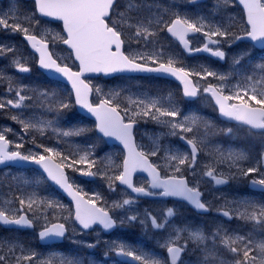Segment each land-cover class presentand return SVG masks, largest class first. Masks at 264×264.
<instances>
[{
	"label": "snow or ice",
	"instance_id": "6c2138e0",
	"mask_svg": "<svg viewBox=\"0 0 264 264\" xmlns=\"http://www.w3.org/2000/svg\"><path fill=\"white\" fill-rule=\"evenodd\" d=\"M195 2V0H190ZM229 0H217V7L226 6ZM118 0H34L35 12L32 16H24L15 13L12 9L8 12H0V28L11 30L12 33H21L31 47L39 53V66L46 70H54L56 73L66 77L72 85L75 92V104L87 109L92 116L95 117L96 128L105 137H115L123 143L127 149V155L123 159L122 170L118 173L109 175L108 172L92 171L96 165L94 159H90L92 153L89 150H84L83 154H64L56 147L38 145L42 147L41 153L22 154L20 151H9L8 145L11 143L3 132H0V164L5 162L15 161H31L38 165L48 180L54 182L68 191L69 195L73 196L76 201V210L74 215L75 222L81 226L82 230L91 229L94 225H101L103 229H112L116 226L117 221L120 224L126 221L139 222L142 226L150 224L152 228H164L170 221L169 218L175 215L174 209H167L163 222L148 212L141 219L137 214L128 215L127 209L123 217L114 218L109 211L102 207H97L94 200H84L79 195V190L73 192V184L69 182V177L65 173V168H71L73 171H79L80 175L92 177L100 175L109 181L111 190H115L114 182L119 181L121 185L131 189L132 193L138 195H159L164 197H180L186 200L195 209L207 211V206L201 200V192L195 186H190L187 177L182 175L183 169L186 167L191 170L195 176L196 158L200 151V145L203 140L198 138L199 127L202 124L205 130L211 128L208 122L202 121L198 116L180 117V112L175 107L169 105L165 107L158 98H145L132 100L130 104H126L121 108L118 99L121 96V91L115 90L109 93L108 98L100 99L99 103L93 104L89 102L88 96L92 92L83 79L84 73H116V72H155L170 74L176 77L183 84V94L186 97H196L200 89L193 85L189 77L191 72L186 71L183 67H177L178 61L169 56L167 60L163 59V49L158 52H134L126 53L124 45L123 29L127 27L130 32L129 39L137 44L144 42V47L150 44H155L156 37L160 32L166 31L172 37H175L181 44L185 46L189 53L204 51L210 53L213 57L220 60L226 59V52L223 50V44H229L231 40H240L244 37L250 38L252 41L264 42V0H239L243 5L246 13L247 28L244 31V37L231 32L230 27L222 25L206 24L204 18L200 17L193 20L187 16H182L179 12L173 13L172 17L165 20L162 15H159V8L154 5L142 3L140 0H129L124 12L116 13ZM147 12V15L143 14ZM38 13L42 17L53 18L62 21L63 35L58 39L71 49V54L74 55L76 61L79 62V70L73 71L67 64H61L57 58H54L53 53L49 50V41L46 37L38 36L34 32V28L39 25V20L34 21L35 14ZM118 15V19H113V15ZM34 21V23H33ZM189 33H201L206 38V43L201 47L192 48L188 40ZM214 45L216 47H210ZM264 46V43H262ZM12 54L11 66L19 73H28L31 68L27 63L16 55V50L13 47L0 46V56ZM243 56L234 58V66H239ZM155 65V66H150ZM261 71H264V64L257 66ZM196 75H201L196 73ZM215 77L221 81L227 80L229 77L226 74H219L212 70H205L202 78ZM4 73L0 72V79H4ZM9 80V92H15V99L0 100V109L11 107L12 109L27 108L25 101L36 100L37 105L41 108H47L53 112L58 119L64 110L69 109L72 105L70 101L63 99L55 100V94H52L53 99L49 98L47 91L39 93L38 96L27 95L25 86L13 88L11 77ZM248 81L252 80L251 76L247 77ZM35 91V90H33ZM99 93L101 90L96 89ZM243 91V96L240 92ZM203 92L209 93L218 106L219 113L230 120L237 121L242 125L249 126L250 129L259 130V134L264 136V92L259 93L261 98H257L256 88H252L253 94L248 96L247 89H239L234 95H224L223 85L220 87L214 86L211 83L203 88ZM248 96V100L244 99ZM236 103H229L230 101ZM43 101H47L44 103ZM249 101H255L253 106ZM123 113V114H122ZM127 117V122H126ZM139 118H149L159 125L168 129L166 135L179 136L181 140L190 146V153L174 152L171 149L163 150L159 144V137L153 141V147L145 152L137 150L133 142V128L138 123ZM170 118V119H165ZM11 119L20 123L25 132L29 130L38 132L40 135H45L49 128L52 129L58 137L79 136L85 130L82 128L73 130H60L54 126L53 120L25 119L21 114L11 116ZM232 129H228L230 134ZM194 133L189 138L186 134ZM207 134V131L205 132ZM35 143V140H33ZM16 147L22 148V144H17ZM91 147V146H90ZM161 151H164L163 160L167 167L173 170V174L162 177L159 165L149 161V156H160ZM218 151H220L218 149ZM264 156V154H262ZM222 159L230 161V167L237 165L239 161L247 160V156L242 152L229 151L226 155L221 152ZM59 158L61 163L54 161ZM76 165H87V168H76ZM137 170H142L148 173L150 185L148 188L144 186H136L133 183V173ZM238 174L245 177L252 173H261V178L252 180V184L264 187V172L259 167H247L246 169L238 168ZM208 177H212L217 185L225 184L228 181L223 178H218L214 174V170H209L205 173ZM151 189H159V192H152ZM21 210L26 204L25 199L18 198ZM41 204L52 207L53 202L41 201ZM135 203V198H124L122 201L113 202V209L125 208ZM36 200L29 198L27 201V209L33 211V205ZM59 206V205H57ZM239 208L243 211L236 213V218L254 222L261 227H264V205L257 206L248 201L239 202ZM39 208L33 211V218L27 215L13 214L0 210V223L4 225H17L33 227L34 219H39L37 215ZM222 215L233 218L232 213L228 210L222 211ZM47 220V217H44ZM68 231L65 223H54L51 226L45 224L38 233L40 240H47L53 237H64ZM186 233V235H182ZM223 233V234H222ZM211 242L215 245L217 242L225 247L233 254L234 264H264V241L255 244L257 255H251L253 251V241L248 236L229 235L227 231L218 227L214 232L206 235L203 231L194 228H183L176 230L161 247L165 248L168 258L161 260L158 258H148L137 254L136 251L129 250L123 243L115 246L116 254L126 257H131L135 261H140L141 264H182L181 256L186 251L189 244L197 249H202L205 252L203 264H214L211 258V251L208 244ZM94 247V245H88ZM20 248L21 255L16 256V248ZM8 252L12 256L0 255V264H36L38 260L37 253L34 251L26 252L22 246H12L8 248ZM41 264H50V262H41ZM61 264H80L76 259H63Z\"/></svg>",
	"mask_w": 264,
	"mask_h": 264
},
{
	"label": "rangeland",
	"instance_id": "374dc122",
	"mask_svg": "<svg viewBox=\"0 0 264 264\" xmlns=\"http://www.w3.org/2000/svg\"><path fill=\"white\" fill-rule=\"evenodd\" d=\"M157 5H165L168 6L167 2L164 0H154ZM196 1V0H195ZM234 0H229L228 5L229 7L232 6V3H234ZM129 3V0H122L121 5L127 6ZM198 7H195L191 10V2H184L181 5H177L178 8L176 12H179L183 14V16H187L193 20H196L200 17L204 18V22L206 24H212L210 23V12H201L198 13L197 10L200 8H206L205 4L202 2H196ZM217 4V0H216ZM213 7V6H212ZM214 8V7H213ZM10 9H12L15 13L21 15V19H23L24 16H32V14L35 12L31 6H28L26 3H19L18 0H9L8 2L0 3V12H8ZM233 10V9H232ZM155 12V11H154ZM168 14L170 13L169 10H167ZM175 12V11H174ZM173 12V13H174ZM172 13V14H173ZM162 15L165 20L168 19V16L166 13H163ZM160 15V14H159ZM213 19V18H212ZM39 20V25L34 28V31L37 29H40V32L48 36L49 34H52V37H59L61 34L59 30L56 29V27L51 26V24H44L41 19L37 17V14H35L34 21ZM33 21V23H34ZM126 30L127 27H125ZM56 30V31H55ZM127 34L130 36V32L128 30ZM156 43L150 44L147 47H144V42L141 41V45H138L137 43L131 41L132 47L130 48V51L137 52H158L161 47L159 44L162 42L167 43V38L162 34V32L159 33L158 37L155 38ZM0 46L5 47H13L16 50V55L19 57H22V59L27 63V65L31 68V71L28 73H19L17 72L12 66V54L9 53L6 56H0V72L4 73L5 78L11 77L15 78L17 74L19 76H22L21 78H32L36 80L39 76L38 70H36L35 67V55L30 53L31 50L28 49L24 43V40L21 39V33H12L11 30H5L3 28H0ZM163 49V48H162ZM56 56L63 62H67V64L74 65V61L72 59V54L66 50V49H56L54 50ZM12 72V74H10ZM9 81V80H8ZM91 82L93 84H96L97 88H99L101 91L99 94L104 97L108 98L109 93L115 90H125L126 88L115 86L114 81L108 80V81H101L99 79H92ZM37 84V83H35ZM34 85H27L25 86L27 88V95L30 96H38L39 93L43 91V88L39 86ZM60 89L59 87L54 88L52 90L57 91ZM35 90V91H33ZM160 90V89H159ZM124 95H128L129 93L123 92ZM2 96H0L1 98ZM143 96L139 95L138 98L142 99ZM50 98V97H49ZM153 98V96L149 97ZM11 99H15L11 98ZM53 99V98H50ZM60 98H54L53 100H59ZM63 99V98H62ZM64 100V99H63ZM33 101H36L35 99ZM41 108V107H40ZM21 110V109H20ZM31 114L35 113V116L28 117L23 116L20 112L18 114H21L23 118L25 119H33L36 121L44 120L46 121L44 114L45 112H42L40 110L38 111H31ZM170 119V118H165ZM210 124L214 126L218 132L214 133L213 135L210 134H204L202 133L197 134L198 138L203 140V152L201 154V157L197 159V165L195 174L198 176V179H195L197 181V185H204L210 183L212 181V177H208L205 175V173L209 170H214L215 175L216 173L220 172H227L229 173L233 180L234 185L231 189L228 190H222L221 192H214L215 196L223 195L230 199V203H226L224 208L233 211L234 206L236 203L242 202V201H248L251 202L257 206L264 205V202L260 200L256 196H251L249 198H243L244 196L240 197L241 190L240 188L246 185V178L243 175L238 174L237 169L242 168L246 169L247 167H259L262 172H264V168L261 166V159H259V155L255 152H252V147L254 149L259 150L260 145L253 141V139L250 141L252 144V147L245 146L241 143H244V140H239L237 138L239 134V130L233 129L231 127L227 128H221L220 124H214L213 118L210 119ZM93 123L88 121H83L81 124H68L63 125L61 123L54 122V126L59 128L60 130H73V129H86L88 130L90 127H92ZM232 129L231 133L228 134L227 130ZM9 130L12 131L14 140L16 144H22L25 146L26 153L29 154L32 153H41L42 147H38V145L43 146H50V147H56L59 151H61L64 154H83L84 150L91 151L92 155L90 159H94L96 161V165L92 171H97L99 169L101 172H108L109 175L116 174V169L118 168V165L120 166V161L118 158V155L116 151L113 149H107L103 152L95 153L94 148L91 144H85L83 142H78V139L74 136L69 137H58L56 133L52 131L51 128L47 130V133L45 135H40L38 132L29 130L28 132H25L23 129H15L9 126L7 123H2L0 121V132H3L6 134L9 132ZM143 133H149L150 142H151V148L153 147V141L159 137V144L162 148L163 140L165 143L164 150L171 149L174 152L179 153H190L188 150H185L183 147L176 144L174 136L167 135L165 137L166 133L168 132V129L165 127H161L156 130H142ZM224 138V139H223ZM33 140H35V143H33ZM260 140V139H259ZM238 141V142H236ZM240 142V143H239ZM264 143V142H263ZM91 146V147H90ZM262 148H264V145H262ZM21 149V148H19ZM218 149L220 151H218ZM229 151L234 152H242L247 156V160L239 161L237 165L230 167V161L226 159H222L221 152H223L225 155ZM164 153V151H163ZM164 154L158 159L159 163L164 164L163 160ZM76 168H87V165H76ZM121 170V167L119 171ZM118 171V172H119ZM200 171V174H199ZM31 174L26 173L25 171H14L11 169H8L4 172L0 173V209L4 210L9 213L17 214L18 211L21 209V206L19 204V196L25 199L26 204L25 207L27 208V201L29 198H33L36 200V204L33 205V209L39 208L38 216L40 217L38 219V225L44 226L45 224L48 225V223L52 222L51 220L57 219L58 217H62L69 221V224L71 225L70 229V235H69V241L71 243L77 244L81 247H86L88 245H94V247L90 248H98L101 244V239L108 240L105 242V246L107 247V250L114 249L116 245L123 243L126 248L132 247V244L127 242V229L126 226H121L120 231L117 233L118 235L114 236V240L111 237H105L102 234V231L100 229H97L93 232V236L98 239L97 241H90V239L83 234L84 232L79 228L75 220L73 219V205L71 202H69L65 197H63L60 193L56 191V189L50 184L47 183L44 180V176L41 175L39 172L30 171ZM199 174V175H198ZM252 175L256 176L258 179L261 178V173H252ZM71 181L81 190L83 193L87 194L91 199L100 202L102 206L108 209H112L113 202L116 201H122L124 198L132 197V195L125 189L121 188L117 190V187L115 184L117 181L114 182V188L115 190H111L109 187V181L103 178L100 175L92 176V177H86L80 175L79 171H73V174L70 175ZM25 183V186H22L21 184ZM8 189L7 191H2L1 188ZM41 201H51L53 202L52 207H47L46 203L41 204ZM137 201V200H136ZM59 205V206H57ZM142 202L139 201L134 206H125V208H121L119 211L121 212L122 216L125 215V210L127 209V214H137L139 217L143 216L145 213H147L146 210H143L142 208ZM163 211H157L155 209L150 210L154 216L160 219V222H163V218L166 215V210L171 208L174 209L175 215L171 218H169V223L167 224L169 227H172L174 230H169L165 233L164 239L162 242L156 243L161 248V245L165 243L169 239L170 236L173 235V233L176 230L183 229V228H193L191 225L194 217L192 216L193 212L191 209H188L187 206H185V203L183 202H172L168 201L163 204ZM143 211V212H142ZM159 213V214H158ZM47 217V220L44 219V217ZM145 217V216H144ZM224 222H227L226 219H223ZM249 224L247 225V228L245 230V227L242 225H239L238 228L230 229L227 231L229 235H243L248 236L253 241V251L250 253L251 255H259L258 252L255 250V244L261 241H264V227H261L260 225L255 224L254 222L248 221ZM126 223H129L126 221ZM166 225V226H167ZM221 225L223 226L224 223L221 222ZM156 229V231H164V229ZM134 229V227H133ZM141 233L145 230L144 227L141 228ZM198 229V228H194ZM200 230V229H198ZM202 231V230H201ZM11 231H5L0 227V255H8V248L12 246H22L24 248H28L29 246V252L34 251L37 253L38 258L46 259V256H54V262H59L61 264V261L63 259H66V255L63 252V249L58 247H46L41 248L36 243V234L34 231H24V232H16L19 233L22 238H16L12 239ZM205 233V232H204ZM206 234V233H205ZM186 235V233L182 234ZM207 235V234H206ZM34 243V245H33ZM191 244H189L188 247H190ZM35 246V247H34ZM158 246H156V250H158ZM55 248V249H54ZM161 250V249H160ZM16 254L18 252V249L16 248ZM162 252V250L160 251ZM106 254L104 250L102 251V254L100 257H106ZM141 255L148 257V258H158L163 260V257L160 255H157V253L149 252L145 247L141 253ZM108 256V254H107ZM215 258H226V260H230V264H234V258L233 255L230 253H216ZM114 257H110L107 260H104L101 258L99 260L97 257L94 258L92 255L88 256V258H80V263H84L86 261L88 264H119L116 262ZM200 263L197 261H192V257L187 256L185 258L184 264H196ZM214 264H224L221 263H214Z\"/></svg>",
	"mask_w": 264,
	"mask_h": 264
},
{
	"label": "flooded vegetation",
	"instance_id": "af4514ba",
	"mask_svg": "<svg viewBox=\"0 0 264 264\" xmlns=\"http://www.w3.org/2000/svg\"><path fill=\"white\" fill-rule=\"evenodd\" d=\"M225 46V48L227 50H230V48L232 49H235L236 47H242L243 44H233L231 46H229L228 44H223V47ZM264 53V50H261L260 51V56H262V54ZM248 61H251L253 62V57L252 56H249L247 57ZM248 71V70H247ZM195 78L198 80V82L200 84H202V81L205 80V79H201L199 76L197 75H194ZM249 76L251 77H254L256 79V82H257V85L255 86L256 88V94H257V98H261L259 93L261 92H264V71H261L259 70L258 71V74L254 75V72H253V69H251V66H250V71H249ZM160 80H163V79H160ZM250 83H253V80L249 81ZM208 84L210 83H206L202 86V89L207 87ZM212 85L215 84V83H211ZM221 85V84H220ZM226 93H228V95H230V91L229 90H225ZM253 94V93H252ZM250 92H248V96H251L252 95ZM243 96V95H242ZM248 96H244V99L245 100H248ZM161 98H163L165 100L164 103H162L165 107L171 105L173 107H175L177 110L179 111H182V113L184 111H188L190 109H195L197 108V103H201V104H207V105H210V107L212 108V111H213V115L216 114V107H214L212 104H211V101H210V94L209 93H205L201 92V95L200 97L197 99V100H194V101H188L184 98L183 94H182V91L179 90V93L178 94H174L172 95L171 97H168L166 94L164 95H161L160 96ZM232 103H236L237 101L233 100L231 101ZM249 103H251L252 105L254 106H257L255 105V101H249ZM210 205V203H209ZM212 206V205H211ZM213 207V206H212Z\"/></svg>",
	"mask_w": 264,
	"mask_h": 264
},
{
	"label": "water",
	"instance_id": "95a60500",
	"mask_svg": "<svg viewBox=\"0 0 264 264\" xmlns=\"http://www.w3.org/2000/svg\"><path fill=\"white\" fill-rule=\"evenodd\" d=\"M48 18V17H47ZM50 19H53V18H50ZM189 34H193V33H189ZM188 38V37H187ZM183 45V44H182ZM184 46V45H183ZM184 48H185V46H184ZM186 49V48H185ZM46 71H48V72H50L52 75H54V76H57L58 78H64V79H66L69 83H71L66 77H64L62 74H59V73H56L54 70H46ZM125 72H127V71H125ZM119 73H123V72H119ZM99 74H101V73H84L83 75H99ZM83 75H82V77H83ZM105 75H107V76H111V75H114V73H109V74H105ZM81 77V79H83ZM86 83V82H85ZM89 85V84H88ZM89 87H90V85H89ZM91 88V87H90ZM90 96H91V93L89 94V96H88V99H89V102H90ZM91 103V102H90ZM79 108L83 111V112H85L87 115H89V116H91V117H93V118H95L94 116H92V114L91 113H89L88 111H87V109H84V108H82L80 105H79ZM109 138V140L111 141V142H114V141H119V140H117L115 137H108ZM6 163H8V162H5L4 164H0V167H2V166H4ZM21 164H32V165H36V164H34L33 162H31V161H29V162H23V163H21ZM36 166H38V165H36ZM39 167V166H38ZM40 168V167H39ZM137 172V171H136ZM136 172L135 173H133V176H132V179L134 178V175L136 174ZM220 178H223V177H220ZM223 179H226V178H223ZM227 180V179H226ZM228 182H229V180H227ZM227 182V183H228ZM227 183H225V184H219V185H226ZM59 186V185H58ZM60 187V186H59ZM251 187H253V188H256V189H262V190H264V187H262V186H260V185H258V184H256V185H254V184H252V182H251ZM61 188V187H60ZM71 199H73V196L72 195H69V193H68V191L67 190H65L64 188H61ZM72 191L73 192H76L74 189H72ZM80 195V194H79ZM80 196H82V195H80ZM83 197V196H82ZM169 197H171V196H169ZM176 198H180V197H176ZM83 199L84 200H87V199H85L84 197H83ZM74 200V199H73ZM74 202L76 203V201L74 200ZM97 205V204H96ZM97 207H99L98 205H97ZM111 215V214H110ZM95 226V225H94ZM93 226V227H94ZM116 226H117V224H116ZM116 226L114 227V228H112V229H107L106 231H108V232H111V231H113L115 228H116ZM92 227V228H93ZM91 228V229H92ZM63 239V237H54V240H62ZM123 259H128V257H126V256H122V255H120ZM182 257V256H181Z\"/></svg>",
	"mask_w": 264,
	"mask_h": 264
},
{
	"label": "bare ground",
	"instance_id": "6f19581e",
	"mask_svg": "<svg viewBox=\"0 0 264 264\" xmlns=\"http://www.w3.org/2000/svg\"><path fill=\"white\" fill-rule=\"evenodd\" d=\"M168 4V3H167ZM254 141V140H253ZM224 223V222H223ZM222 226V225H221Z\"/></svg>",
	"mask_w": 264,
	"mask_h": 264
}]
</instances>
